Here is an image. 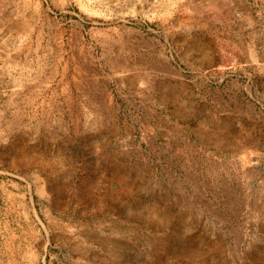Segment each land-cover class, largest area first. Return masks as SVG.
I'll list each match as a JSON object with an SVG mask.
<instances>
[{"label": "rangeland", "instance_id": "rangeland-1", "mask_svg": "<svg viewBox=\"0 0 264 264\" xmlns=\"http://www.w3.org/2000/svg\"><path fill=\"white\" fill-rule=\"evenodd\" d=\"M0 264H264V0H0Z\"/></svg>", "mask_w": 264, "mask_h": 264}]
</instances>
